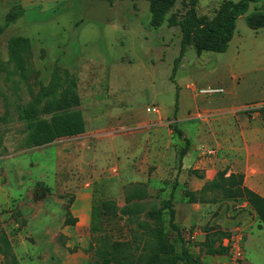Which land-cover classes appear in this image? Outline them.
Returning <instances> with one entry per match:
<instances>
[{"label": "rangeland", "instance_id": "1", "mask_svg": "<svg viewBox=\"0 0 264 264\" xmlns=\"http://www.w3.org/2000/svg\"><path fill=\"white\" fill-rule=\"evenodd\" d=\"M222 1L198 0L197 12L210 17ZM263 4H250L237 19L224 53L208 52L200 62L187 46L172 75L181 34L177 27L146 29L148 0H0V233L19 264H100L95 237L106 233L141 248L145 234L160 226L177 252L187 250L188 264H264V227L254 211L244 201L189 202L186 192L207 181L199 184L191 162L182 164L179 156L203 109L217 116L210 122L231 115L227 104L249 121L253 113L260 117L264 105L252 104L264 97V28L250 29L245 16ZM18 10L7 23L6 15ZM173 12H184L182 0ZM15 35L30 40L25 79L8 61L7 41ZM55 66L76 80L75 109L85 131L30 147L21 111L48 84ZM219 86L223 93L201 92ZM151 105L159 114L146 112ZM153 138L167 154L157 172ZM215 149L203 147V155L216 157ZM181 178L189 182L180 186ZM135 189L144 197L126 202ZM80 191L91 192L90 211L104 200L116 203L117 216L103 222L102 232H91L90 217L78 212ZM68 206L77 220L73 226L64 222ZM148 211L160 215L153 219ZM215 231L229 234L221 244L227 239L238 246L239 258L230 250L205 253L203 241Z\"/></svg>", "mask_w": 264, "mask_h": 264}, {"label": "trees", "instance_id": "2", "mask_svg": "<svg viewBox=\"0 0 264 264\" xmlns=\"http://www.w3.org/2000/svg\"><path fill=\"white\" fill-rule=\"evenodd\" d=\"M261 0H223L215 9L212 16L200 15L197 12L198 0H182L183 13L173 12L177 0H148L149 19L146 29L156 32L162 27H177L180 34L179 54L174 61L173 73L178 62L184 56L187 46H192L199 56L206 52L224 53L232 40L237 19L245 14L252 3ZM20 12L13 11L6 15V22H11L19 16ZM246 25L253 30L264 28V4L255 7L245 16ZM143 24H145L143 22ZM145 26V25H143ZM2 31V28L0 29ZM8 61L12 64L14 72L25 79L27 77L28 60L31 53L29 38L21 35L11 36L7 41ZM173 77V76H172ZM79 105L76 91V80L68 71L62 72L55 66L47 85L41 84L40 90L33 102L22 108L21 120L28 130L26 143L30 147H39L50 144L58 139L71 138L81 135L85 131L83 117L75 107ZM177 101L175 103V112ZM262 125L264 126V106L259 108ZM39 114L50 115L48 119L40 118ZM178 134H181L177 130ZM186 153V148L180 150V159ZM191 203L214 202L216 199L244 201L255 213L258 227H264V197L247 188L241 173L227 174V170L218 171L216 175L196 192H186ZM208 196H211L209 199ZM144 193L138 189L125 197L126 202L132 199H142ZM74 199H70L72 202ZM70 206L66 208L65 224L73 226L77 220L72 217ZM126 213L130 212L124 209ZM116 203L104 200L91 207L90 230L102 232L103 222L118 213ZM160 212L148 211L147 216L157 219ZM172 219L173 211H169ZM1 230V221H0ZM141 248L132 246L128 242L111 240L106 233L95 237L98 243L96 254L100 255V264H177L184 261L188 264L190 256L183 248L181 252L168 239L164 227L152 229L145 234ZM228 238L229 234L215 231L203 241L205 253L208 255H225L229 246H223L221 240ZM139 239H142L141 237ZM219 244L215 246V243ZM0 255L4 257L5 264H19L11 252V244L6 235L0 233Z\"/></svg>", "mask_w": 264, "mask_h": 264}, {"label": "crops", "instance_id": "3", "mask_svg": "<svg viewBox=\"0 0 264 264\" xmlns=\"http://www.w3.org/2000/svg\"><path fill=\"white\" fill-rule=\"evenodd\" d=\"M214 89H222L221 93H223V88L220 86ZM254 103L252 105H264V97L260 102ZM227 105L229 109L225 110L231 111V115L218 117L211 122L207 118L213 117L212 110L206 108L196 113L202 119L199 122L194 121L196 125L193 127V131L190 135L185 136L189 145L181 163L191 162L193 170L196 171L195 174L197 173L199 177V184L211 180L220 169H226L227 174L241 173L245 186L264 197V126L261 117L257 116V113H253V120L249 121L247 116L237 114L235 107ZM215 112H219V110H215ZM201 121L202 123H200ZM213 127L215 128L213 129ZM229 136L233 140L229 139ZM157 139L153 138L152 140L155 150L152 164L157 168L155 172L162 169L167 159V154L164 153L166 147L156 149L164 145ZM211 146L217 148L215 149L217 156L205 157L203 147ZM186 181L181 178L180 186H184ZM90 197V191H80L76 194L75 203H78L79 199L84 200L78 204V212H82L85 219L90 217Z\"/></svg>", "mask_w": 264, "mask_h": 264}, {"label": "built area", "instance_id": "4", "mask_svg": "<svg viewBox=\"0 0 264 264\" xmlns=\"http://www.w3.org/2000/svg\"><path fill=\"white\" fill-rule=\"evenodd\" d=\"M201 92L204 94H216V93H221L222 89L210 88V89L201 90ZM146 112L150 113V114H159V110H158V107L156 105H151V106L147 107ZM212 116H216V115H212ZM207 154H214V152L213 151H207ZM230 243H231V241L226 239V240H224V242L222 244H223V246H229L230 253H235L234 256H236V258H239L238 257L240 255L239 247L236 246L235 244L232 245Z\"/></svg>", "mask_w": 264, "mask_h": 264}, {"label": "water", "instance_id": "5", "mask_svg": "<svg viewBox=\"0 0 264 264\" xmlns=\"http://www.w3.org/2000/svg\"><path fill=\"white\" fill-rule=\"evenodd\" d=\"M205 54H206V51H204V50L200 53V55H199V61H200V62H201L202 59L205 57ZM208 68H209V66H208Z\"/></svg>", "mask_w": 264, "mask_h": 264}]
</instances>
